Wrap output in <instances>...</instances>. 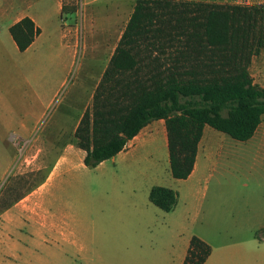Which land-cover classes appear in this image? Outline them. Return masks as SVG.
I'll use <instances>...</instances> for the list:
<instances>
[{
	"label": "rangeland",
	"instance_id": "obj_1",
	"mask_svg": "<svg viewBox=\"0 0 264 264\" xmlns=\"http://www.w3.org/2000/svg\"><path fill=\"white\" fill-rule=\"evenodd\" d=\"M35 1L39 3L35 12L43 16L49 34L58 33V28L64 23L65 42L71 50L61 47L60 39L53 37V44L45 42L37 53L27 57L19 69H13L12 78L7 74L0 81L3 92L10 99L5 110L0 111V214L20 198L25 199V209L30 199H39L46 206L52 201V195L55 196L58 215L70 213L77 216L81 220L79 229L86 240L89 239V246L100 251L96 264H178L184 254V242L178 237V232L183 237L201 234L213 245L248 239V234L262 240L264 228L257 227V215L252 217L248 211L247 202H253L249 198L256 197L253 186L239 182L235 188L227 187V191L217 192L212 198V184L217 172L207 183L209 189L203 183L204 195L202 192L198 195L196 214L194 198H183L174 214H166L151 204L147 193L143 195L140 188L137 191V208L130 207L129 192L123 193L120 189L129 184V163H134V168H137L133 155H129L136 149L135 144L130 150L128 147L94 168L76 165L65 174L59 173L46 189L43 184L57 159L80 150L75 136L79 115L91 108L94 93L137 0H60L67 11L62 18L59 0H12L21 5ZM173 1L252 5L236 1ZM153 55L157 56L156 53ZM50 56L57 60L52 66L44 61V57ZM60 57L67 59L64 67L58 62ZM263 61L264 48L262 54L252 57L249 66L255 77L260 64L264 66ZM50 74L59 77L53 89H50ZM22 123H25V128ZM209 129L240 146L245 145V142L211 126ZM149 151L154 164L140 163L143 175L136 177L135 182L143 185L152 176L151 172L157 170L160 174L158 182L170 184L168 179H173L170 178L173 176L168 147L159 140ZM222 155L229 154L223 152ZM19 156L20 163L14 170ZM6 169L10 171L5 176ZM37 186L38 193L25 198ZM210 200L228 206L229 211L222 213L223 216L205 217ZM146 203L152 209L148 220L140 213L146 208ZM5 214L14 215L13 210ZM5 253L6 250H0V264H46L44 256Z\"/></svg>",
	"mask_w": 264,
	"mask_h": 264
},
{
	"label": "trees",
	"instance_id": "obj_2",
	"mask_svg": "<svg viewBox=\"0 0 264 264\" xmlns=\"http://www.w3.org/2000/svg\"><path fill=\"white\" fill-rule=\"evenodd\" d=\"M65 11L63 4L61 18ZM10 33L25 51L41 28L26 16ZM263 48L264 4L137 0L92 106L75 131L79 148L86 151L84 164L94 168L114 157L160 119L177 179L191 174L206 125L249 140L264 114V87L254 83L249 66ZM149 199L169 212L179 192L156 185ZM211 250L194 235L183 264H204Z\"/></svg>",
	"mask_w": 264,
	"mask_h": 264
},
{
	"label": "crops",
	"instance_id": "obj_3",
	"mask_svg": "<svg viewBox=\"0 0 264 264\" xmlns=\"http://www.w3.org/2000/svg\"><path fill=\"white\" fill-rule=\"evenodd\" d=\"M215 1L219 3H233L236 1L252 5L264 4V0ZM38 4L37 1L27 2L21 5L12 2V0H0V81L4 80V76L7 74L12 78L13 69H19L27 57L32 53H37L44 46L45 42L49 41L51 42L50 44H53V37L60 39L61 47L71 50L70 45L65 42L67 34L63 29L64 23H61V27L58 28V33L49 34L42 19L43 16L35 12ZM61 8L62 4L59 0L58 9L60 13ZM26 16L34 20L35 24L41 28V33L35 38L27 50L20 51L10 33V27ZM259 54H262V51ZM260 58L262 59V56ZM58 59L60 65L64 67L67 59L63 57ZM44 61L52 66L57 60L54 56H50L44 57ZM262 63L264 64V61ZM251 75L254 83L264 87V66L260 64V70L256 77L252 73ZM58 79V75L55 77L54 74H50V89H53L54 83ZM9 104L10 99L8 100L7 94L3 92V87L0 86V111L5 110ZM84 113L85 111H82L79 115L77 126ZM23 125L25 128V123H22V127ZM159 140L163 142L164 146L166 145L168 147L167 129L165 120L163 119L155 120L145 126L129 141L126 147H129L130 150L134 144L135 146L137 145L136 149L129 153V155H133L132 159L136 160L135 164L137 168H134V163H129V184L124 189H120L123 193L129 192L130 207L137 208L138 206L137 199L139 196L137 195V191L139 188L143 191V195L147 193L149 198L151 188L159 185L172 188L179 192V200L176 207L169 212L165 211L166 214H174L181 200L188 197L195 199L193 207L195 209L194 211H196L198 195L203 191V183L209 189L208 184L210 178H213L214 173L217 172L212 184L213 195L211 197L215 198L217 192L221 191L222 193L227 191L229 189L227 187L235 188L234 186H237L239 182H242V185H252L256 197L253 198L252 196L249 198L253 202H247L248 211L252 213V217L255 214L257 215V227L263 226L264 228V114L254 135L249 140L242 141L245 142V145L241 146L223 137V135L214 133L213 130L209 129V125H206L198 146L194 168L188 178L177 179L170 177L173 178L168 179V183L170 184L165 185L158 182L160 174L156 170L151 172L152 176L145 180L143 185L136 183V177L143 175L140 169V163L154 164L153 155L149 150ZM223 152L229 155H222ZM20 156L15 161L14 170L20 163ZM85 156L86 151L81 148L75 153L61 155L51 168L43 184L46 189L59 173L65 174L76 165L87 167L84 164ZM9 171L7 169L4 171L5 176ZM244 179L247 182L243 183ZM131 183L136 185H131ZM171 183H174L175 186H172ZM38 191L39 187L37 186L25 198H28V196L31 198ZM54 197L52 195V201L46 206L39 199H30L28 205L26 203L25 209H23V200H25L23 198L9 205L7 210L0 214V250H6L5 254L14 256H44L46 257V264H96V259L99 261L101 253L98 249H92L89 246V239L86 240L85 234L79 229V221L81 220L70 213L59 216L55 210ZM151 204L154 203L151 202ZM10 210H13V216H7L5 214ZM151 211L152 209L149 203H146V208L141 210L140 213L145 220H148L150 219ZM227 211H229L228 206H221L217 200H210L204 215L207 218L223 216L222 213ZM163 218H166L165 215H163ZM254 222L256 223V219H254ZM193 236L187 235L183 237L181 232H178V237L184 242V254L178 264L184 263L190 240ZM196 236L208 243V240L201 234H197ZM247 237L248 239L234 240L218 245L208 243L212 250L204 264H264V238L259 240L252 234H248Z\"/></svg>",
	"mask_w": 264,
	"mask_h": 264
}]
</instances>
